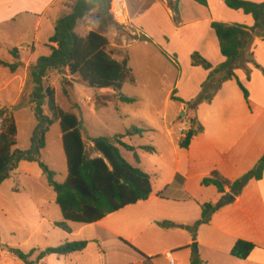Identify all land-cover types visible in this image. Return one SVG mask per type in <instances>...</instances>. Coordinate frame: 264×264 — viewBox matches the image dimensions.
<instances>
[{"label": "crops", "instance_id": "crops-1", "mask_svg": "<svg viewBox=\"0 0 264 264\" xmlns=\"http://www.w3.org/2000/svg\"><path fill=\"white\" fill-rule=\"evenodd\" d=\"M174 1L175 0H173L172 3ZM243 1L255 2L259 0ZM73 3L74 0H0V61L10 65L15 63H19L20 65L14 73L0 66L1 69L7 71V74L0 71L2 75V78H0V93L4 95L0 108L18 105L27 87L29 66L34 64L37 58L50 54L48 41L54 33L55 23L59 18L70 12ZM120 3L125 10L126 22L124 25L132 29L133 38L145 35L150 38L153 43L140 42L135 39L127 41L125 37H121L119 45H114L108 40V51L112 48H117L119 50H125L127 53V50H130L134 46L135 48L140 47L143 52H148V49L153 50L155 53L158 52L160 56H163L161 53V50H163L170 57L175 56L177 58L175 53H170L183 50L186 52L190 61V63L188 62V67L198 76L194 83L196 88L195 92H188L190 95L197 92L200 93L201 86L207 80L209 73L201 67H194L191 65L190 57L193 53H198L213 68L225 62L224 57L219 51L217 38L210 24L212 22L234 24V19L231 18L239 14H235L233 10H227L224 0H207L206 7L191 0H178V16L176 20L166 0H120ZM237 12L242 13L241 11ZM93 14L96 15V11ZM235 17H240L245 21V24L251 25L248 18L243 16ZM88 18H92V23L102 29L106 30L108 27V25L102 27L103 23L100 17L95 18L92 16ZM86 19L87 18L78 22L75 32L79 25ZM151 24L152 27L156 29L155 33L148 29ZM175 25L178 27H175ZM162 26L166 27V32L159 31ZM85 29V33H76L84 37L88 32L95 31L90 30L88 26H85ZM101 34L106 37L105 34ZM115 35L116 33H114V36ZM256 41L257 40H255V42ZM13 50H16V56L11 54ZM126 55L128 56V53ZM112 58L118 62L123 59L119 57ZM129 63L130 62H128V64ZM177 70H181L180 66ZM182 74L180 75L178 84L172 89L170 98L172 92L175 90V97L182 100L177 94L181 85H185L187 89H189L187 78L185 80ZM235 76L249 93L248 103L245 101L235 80L223 81L214 99L219 94H223V92H225V98L229 99V96L234 98L233 95L227 94L228 85L234 84L236 89L240 91L239 95H242L243 101L248 108L249 121H247V125L244 126L246 130L244 132H247V130L255 127L257 124L255 118L252 120L254 115L252 105L264 111V94L262 93L264 79L260 78L262 82L259 88L254 83L255 79L258 80L256 74L254 75L253 73L247 80H244L242 74H238V71L235 72ZM64 77L69 83L70 79L78 81L76 77L67 76V72ZM220 77V75H217L216 79ZM53 85L54 83H51L49 86H51L56 93ZM234 95L237 98L240 97L239 95ZM214 99L208 104V107L210 106L211 108ZM238 102L240 104L239 99ZM69 111H71V108H69ZM78 111L79 105L77 113L76 110L73 112L80 118V111L79 113ZM19 113H26L27 115L30 113V115H33L31 110L26 106L17 108L14 111V118ZM220 114V112L216 113V111H209L207 118L211 120L216 118L218 122ZM196 120L198 121L197 117ZM81 121L83 123L82 119ZM218 124V130H221L226 125L223 122ZM35 125L36 122L33 127L31 123V134ZM202 128L203 132L194 137L193 140L198 136H205L207 130L203 126ZM168 134L169 137L173 135L172 132H168ZM58 138L61 144V132ZM87 138L92 137H89L85 130L83 140L86 141ZM193 140L188 149L179 148L177 143L175 146L176 153L180 152L179 150L188 153ZM28 147L29 144L20 147L17 132V149L26 150ZM44 150H46V147ZM222 156L224 158L226 157L225 154ZM141 164L142 159L139 165L134 163L133 166L141 169ZM66 176L67 172L65 178ZM176 176H179V178L175 180ZM149 177L151 180L152 193L146 201L127 206L116 213L108 215L98 223L93 224L95 230L93 239H77L80 233L86 231V226H82L75 230L72 224L76 223H69L71 228V233L69 234L56 228L54 224L62 221V215L60 210L58 212L55 208L58 207L55 200L53 204L43 188V181H45L46 178L41 173L37 164L21 162L17 169L11 174L10 179L5 181V183H9L10 186L9 191L5 193V198L0 201V219L6 221V219L9 218L18 226L28 229L25 236V244L30 243V251H37L32 255L29 261L35 262L37 253L47 248L57 247L67 242H87V246L82 252L67 256L48 255L36 264H143V261L138 259L128 246L133 247L145 257L150 258V264H190V258L193 252L191 250L189 251L188 247L194 246V244L189 231L185 228H165L159 225L162 222H170L176 226L191 227L199 221H196L195 218L188 213L189 208L187 205L194 199L191 194L186 191V177L180 170L176 169L166 186L162 190L157 191L154 190L150 175ZM251 182L254 184L246 201L243 202L242 194H240L237 197H233L234 199L232 202H228L229 198L232 197L229 196L227 204L220 209L217 218H215L214 221L210 219L208 224L200 225L199 227H208L207 229L212 231L215 242L226 243L227 248H229V255L236 241L243 240L252 243L255 245V250L251 253L250 257L247 260L238 261H241L243 264H264V172L262 180ZM3 184L4 183H2V185ZM33 186H40V191L33 189ZM226 192L228 193V190H226ZM159 193H163V198L158 196ZM217 195L221 198L219 194ZM196 203L200 209V205L202 204ZM127 211H131L130 214L132 216H124ZM228 225L235 226V229L244 230V233H238L233 237L225 232V226ZM15 246L14 243L7 241L3 253L0 247V258L5 256L7 260L4 264H24L8 252V249H15ZM174 257L177 263L174 262ZM232 259L235 258L232 257Z\"/></svg>", "mask_w": 264, "mask_h": 264}, {"label": "trees", "instance_id": "trees-1", "mask_svg": "<svg viewBox=\"0 0 264 264\" xmlns=\"http://www.w3.org/2000/svg\"><path fill=\"white\" fill-rule=\"evenodd\" d=\"M112 0H74L71 10L67 15L59 18L54 26V33L49 38L48 48L50 54L37 58L34 64L28 68L27 86L21 96L18 105L0 108V184L9 180L11 174L21 162L35 163L46 178L48 186L55 193V203L59 207L62 221L54 226L65 233H71L69 223L82 225L96 224L110 214L116 213L127 206L146 201L151 193L152 186L148 174L138 167L129 164L122 156L121 150L133 155L136 165L141 163L139 152L153 153L151 146L134 147L125 143L124 136L116 134L111 137L87 138L84 126L73 111L78 106L71 104V111L65 112L59 108L55 99V91L47 85L46 79L50 71L61 74L59 82L63 95L66 96L67 76L76 77L78 82L90 88L98 90H110L117 101L131 105L136 103L133 97L125 96L121 90L125 83L134 84V76L129 67L128 56L121 61L112 58L108 39L97 31H90L81 37L75 32L78 22L88 17H100L102 27L107 25V20L118 26L109 13ZM201 6H207V0H191ZM178 0L168 3L177 19ZM227 8L233 11H241L244 15L251 16L253 27L248 28L239 24H225L212 22L211 29L215 33L219 45V51L225 62L213 68L198 53L191 55V65L201 67L208 71V77L201 86V94L194 100L184 103L175 97V90L171 94V100L180 102L186 108L194 110L203 100L212 101L220 89V85L226 80H235L241 90L245 101L248 103L249 93L235 76L234 70L240 65L253 61L251 52L256 39L264 38V2L252 3L243 0H224ZM96 11V15L93 13ZM140 42L153 41L141 35L133 38ZM59 44L57 47L56 45ZM16 50L11 54L16 56ZM163 56L179 69L176 57H170L161 50ZM255 68L258 65L254 63ZM0 66L14 73L20 66L19 63L6 64L0 61ZM220 75L219 79L216 76ZM264 75V72H263ZM250 77H248L249 79ZM44 103L50 113V117L44 112ZM28 107L36 120L35 128L29 139V147L26 150L17 149V126L14 111L21 107ZM102 106L101 108H105ZM79 113V111H78ZM54 121L59 123L61 132V144L66 162L67 176L61 183L56 181V173L43 161L42 153L46 147V136ZM195 119H192L191 125ZM148 131L145 128L131 127L127 130L129 137L137 136L143 139ZM203 132L202 126L197 129L190 128L185 137L178 142L181 149H188L194 137ZM264 172V154L256 165L241 179L234 182L223 179L218 172L213 171L201 182L203 187H213L221 196L220 202L213 206L210 203L200 205L201 218L191 227L176 226L170 222H162L159 225L165 228H185L192 234L193 239L200 225H206L210 218L221 207L227 204L228 197H237L249 181H260ZM179 176L175 177V180ZM228 190V193L226 192ZM158 196L163 198V193ZM87 246L86 241L67 242L57 247L39 251L35 262L29 259L37 251L32 250L28 254L18 249H8V252L24 264H36L48 255L67 256L82 252ZM129 249L143 261L150 264V258L145 257L133 247ZM255 250V245L250 242L238 240L230 250V256L237 260H247ZM190 264H203L196 254H192Z\"/></svg>", "mask_w": 264, "mask_h": 264}, {"label": "rangeland", "instance_id": "rangeland-1", "mask_svg": "<svg viewBox=\"0 0 264 264\" xmlns=\"http://www.w3.org/2000/svg\"><path fill=\"white\" fill-rule=\"evenodd\" d=\"M166 1L172 3L173 0ZM263 2L264 0H259L252 3L259 4ZM227 10L230 9L227 8ZM233 12L239 14L235 16H243L251 22V25H247L240 17L234 16L231 18L234 19V24L248 28L253 27L254 22L251 16H245L237 11ZM91 19L87 18L81 23L76 32L78 34L85 33V26H88L90 30L105 34L107 39L114 45H119L121 37H125L127 41L133 39V31L127 25L121 24L115 26L107 20L108 27L105 30L93 24ZM175 27L178 26L175 25ZM148 29L153 33L156 32L152 24ZM159 31L166 32L167 29L165 26H162ZM114 33H116L115 36ZM256 40L251 50L253 61L240 65L234 70V73L238 71V74H242L244 80H247L253 73L254 75L256 74L258 80L255 79L254 83L259 87L262 82L260 78L264 79V38ZM148 50V52H143L140 47L135 48L134 46L130 50H127L130 62L129 66L135 82L134 84L125 83L121 93L136 99V103L131 105L119 103L110 90L93 89L75 79H70V83L66 82L65 96L59 83L61 74L57 71H51L47 76L46 82L47 85L54 83L56 103L60 109L69 112L71 104L79 105L80 118L83 120L84 128L89 137H105L119 133L124 136V141L131 146H152L155 149L154 153L138 151V154L142 159L141 169L151 176L155 191L162 190L174 171L176 169L180 170L187 180L186 191L194 199L187 205L189 208L188 213L198 221L201 217V211L196 202L200 204L210 203L213 206H216L220 202V197L217 195L215 189L203 187L201 185L202 180L213 171H216L223 179L234 182L244 177L264 154V111L252 105L254 112L252 120L255 118L257 124L255 127L247 130V132H244L246 131L244 126L249 121V112L242 95H239L240 91L236 89L234 84L228 85L227 89V94L233 95L234 98H231V96H229V99L225 98V92H223V94H219L214 99L215 95L213 94L212 99H214V102H212L211 108L210 106L208 107L209 103L207 100H203L194 110L186 108L184 104L170 99V93L174 86L178 84L182 73L185 80L187 78V84L189 85V89H187V86L181 85L180 90L178 89L177 91L182 101L188 103L201 94V91L193 95L188 93L195 92L194 83L198 76L188 67L190 61L186 52L179 50V52L173 51L170 53L177 55L176 61L181 69L178 71L164 56H160L158 52L155 53L153 50ZM110 53L112 57L119 58H123L127 54L125 50L117 48H112ZM254 63L258 65L259 69L255 68ZM0 71L7 74V71L1 68ZM0 78H2L1 74ZM29 89L30 86H27L25 90ZM262 93L264 94V88L262 89ZM234 94L240 97L237 98ZM3 96V93H0V105ZM238 99L240 100V104ZM102 106L106 107L101 108ZM209 111L221 113L218 122L216 118L212 120L207 118ZM44 112L47 116H51L46 105L44 106ZM15 119L18 143L20 147H23V145L29 144L31 123L33 127L36 120L30 113L28 115L26 113H19ZM192 119H195V122L191 125ZM222 122L226 125L221 130H218V123L221 124ZM201 125L207 130L205 136L195 138L188 153L179 149L177 150L180 152L176 153L175 146L183 139V137H180L178 129L184 127L188 128V130L190 128L197 129ZM131 127L145 128L148 132L144 134L143 139L137 136L129 137L127 130ZM168 132H172L173 135L169 137ZM59 134V123L54 121L50 132L46 136V150L42 153V161L55 171L56 181L62 182L67 171L64 153L58 138ZM121 154L129 164H134L131 153L121 150ZM223 154L226 155L225 158L222 156ZM43 182V188L47 192L50 201L54 204L55 194L48 187L46 180ZM253 184V182L249 181L242 189L240 194H242L243 202L248 199ZM9 186V183L5 182L3 185H0V201L5 198V193L9 191ZM33 189L40 191L41 187L33 186ZM55 208L59 212L58 207ZM220 209L213 213L210 219L214 221ZM130 212L127 211L124 216H132ZM82 226H86V231L80 233L77 239H93L95 234L93 224H72L75 230ZM207 228H197L195 238L193 239L192 237L194 246L188 247V250L196 254L203 264H240L241 261L230 257L227 244L215 242L212 231ZM27 232L28 229L18 226L9 218L6 221L0 219V247L2 253L8 241L16 245L15 249L28 254L31 248L30 243L25 244ZM225 232L235 237L238 233H244V230L235 229V226L228 225L225 226ZM189 233L188 235L190 236L191 233ZM173 260L177 263L175 257ZM5 262L7 260L5 256H2L0 264H4Z\"/></svg>", "mask_w": 264, "mask_h": 264}, {"label": "built area", "instance_id": "built-area-1", "mask_svg": "<svg viewBox=\"0 0 264 264\" xmlns=\"http://www.w3.org/2000/svg\"><path fill=\"white\" fill-rule=\"evenodd\" d=\"M124 8L120 3V0H112L109 7V13L112 16L113 20L116 23L124 24L126 22V16ZM180 137H185V132H188V128H179L178 129Z\"/></svg>", "mask_w": 264, "mask_h": 264}, {"label": "water", "instance_id": "water-1", "mask_svg": "<svg viewBox=\"0 0 264 264\" xmlns=\"http://www.w3.org/2000/svg\"><path fill=\"white\" fill-rule=\"evenodd\" d=\"M56 46L58 47V46H59V44H57ZM44 105H45V103H44ZM233 199H234L233 197H230L228 202H232V201H233Z\"/></svg>", "mask_w": 264, "mask_h": 264}]
</instances>
